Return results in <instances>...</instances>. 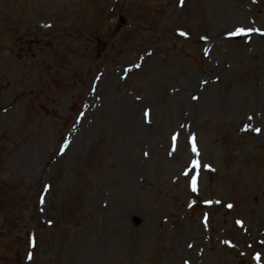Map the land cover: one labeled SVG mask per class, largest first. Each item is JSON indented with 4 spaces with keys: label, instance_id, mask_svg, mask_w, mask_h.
Returning <instances> with one entry per match:
<instances>
[{
    "label": "rangeland",
    "instance_id": "obj_1",
    "mask_svg": "<svg viewBox=\"0 0 264 264\" xmlns=\"http://www.w3.org/2000/svg\"><path fill=\"white\" fill-rule=\"evenodd\" d=\"M0 264H264V0H0Z\"/></svg>",
    "mask_w": 264,
    "mask_h": 264
},
{
    "label": "snow or ice",
    "instance_id": "obj_2",
    "mask_svg": "<svg viewBox=\"0 0 264 264\" xmlns=\"http://www.w3.org/2000/svg\"><path fill=\"white\" fill-rule=\"evenodd\" d=\"M238 31H242V30H238ZM257 131H259V130H257ZM193 150L195 151V149H193ZM193 167L194 168L197 167L196 162H193ZM205 167H207V165H205ZM192 187H193V191H195L196 190V177L195 176L192 177ZM229 207H230V205H229Z\"/></svg>",
    "mask_w": 264,
    "mask_h": 264
}]
</instances>
